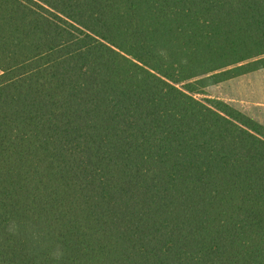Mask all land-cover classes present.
<instances>
[{
  "label": "trees",
  "instance_id": "1",
  "mask_svg": "<svg viewBox=\"0 0 264 264\" xmlns=\"http://www.w3.org/2000/svg\"><path fill=\"white\" fill-rule=\"evenodd\" d=\"M261 68L264 0H0V264H264Z\"/></svg>",
  "mask_w": 264,
  "mask_h": 264
},
{
  "label": "rangeland",
  "instance_id": "2",
  "mask_svg": "<svg viewBox=\"0 0 264 264\" xmlns=\"http://www.w3.org/2000/svg\"><path fill=\"white\" fill-rule=\"evenodd\" d=\"M199 98L221 99L251 116L259 111L258 101H264V68L212 85Z\"/></svg>",
  "mask_w": 264,
  "mask_h": 264
},
{
  "label": "crops",
  "instance_id": "3",
  "mask_svg": "<svg viewBox=\"0 0 264 264\" xmlns=\"http://www.w3.org/2000/svg\"><path fill=\"white\" fill-rule=\"evenodd\" d=\"M261 69H263V68H261ZM252 72H254V71H252ZM257 103L260 104V106H259V111L256 113L255 117L254 116H251L250 114H248L247 113L248 111L247 112L242 111V110L241 111L244 112V113H246L248 116L254 118L255 120L259 121L260 123H262L264 125V101H258Z\"/></svg>",
  "mask_w": 264,
  "mask_h": 264
}]
</instances>
